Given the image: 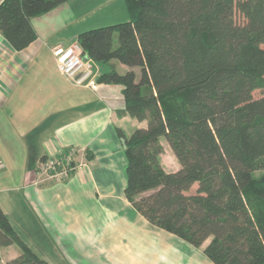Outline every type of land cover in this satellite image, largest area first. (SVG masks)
Instances as JSON below:
<instances>
[{
    "label": "trees",
    "instance_id": "obj_1",
    "mask_svg": "<svg viewBox=\"0 0 264 264\" xmlns=\"http://www.w3.org/2000/svg\"><path fill=\"white\" fill-rule=\"evenodd\" d=\"M68 1L7 0L0 32L21 51L37 39L33 18ZM125 1L129 20L77 42L97 64L129 67L99 78L121 85L127 114L146 122L131 134L118 129L127 200L195 247L209 240L204 253L215 264H264V176H255L264 168V0ZM162 139L181 164L175 172L162 165ZM12 244L21 254L8 264H49L0 207V248Z\"/></svg>",
    "mask_w": 264,
    "mask_h": 264
},
{
    "label": "crops",
    "instance_id": "obj_2",
    "mask_svg": "<svg viewBox=\"0 0 264 264\" xmlns=\"http://www.w3.org/2000/svg\"><path fill=\"white\" fill-rule=\"evenodd\" d=\"M81 1L47 13L53 21L33 18L37 39L21 51L0 32V207L50 264H215L204 253L209 240L198 248L151 225L125 196L128 160L118 129L131 134L146 122L127 114L121 85L99 78L129 67L96 63L94 88L59 72L55 48L79 33H58L55 17ZM73 148L88 158L69 179L39 181L44 157ZM20 254L17 244L1 247L0 264Z\"/></svg>",
    "mask_w": 264,
    "mask_h": 264
},
{
    "label": "rangeland",
    "instance_id": "obj_3",
    "mask_svg": "<svg viewBox=\"0 0 264 264\" xmlns=\"http://www.w3.org/2000/svg\"><path fill=\"white\" fill-rule=\"evenodd\" d=\"M55 18H56L55 19L56 23H58L59 25L58 33L73 34L74 31L81 33L85 30H90L94 28H100L104 26L125 22L129 20V14L125 0H84L79 2L76 5V7L73 9V11L64 12V13L60 12L58 16ZM38 19H39L38 21H44V22L50 20L53 21V18H50V16L47 15H43L40 18L38 17ZM235 19L239 23L244 21L243 16L238 11H236L235 13ZM262 96L263 95L260 89L254 92L255 98H260ZM162 141H163L162 144L164 146V152L161 154V159H163V164H164L162 165L165 166L164 168L167 172H175L177 171L176 169L179 166L180 162L178 161L168 141L166 139H162ZM86 158L87 156L83 154L82 155L79 154L77 157V159L79 160L83 159L84 161ZM47 160L42 161L41 166L37 171V175L38 174L40 175V169L43 163H45V161ZM255 176L256 177L264 176V168L256 171ZM46 181H53V180H46ZM63 181H55V182H63ZM194 189H196V187H194ZM46 255L53 257V253L51 254L48 253Z\"/></svg>",
    "mask_w": 264,
    "mask_h": 264
},
{
    "label": "built area",
    "instance_id": "obj_4",
    "mask_svg": "<svg viewBox=\"0 0 264 264\" xmlns=\"http://www.w3.org/2000/svg\"><path fill=\"white\" fill-rule=\"evenodd\" d=\"M6 1L0 0V7ZM54 55L59 72L68 80L76 85L97 87L95 81L99 76L97 64L84 55L77 41L67 47H56ZM79 154L84 155V151L73 148L49 158L40 169V175L38 174L39 181H63L69 179L72 173L85 162L83 159H77Z\"/></svg>",
    "mask_w": 264,
    "mask_h": 264
}]
</instances>
